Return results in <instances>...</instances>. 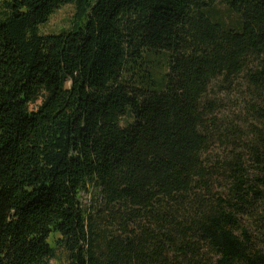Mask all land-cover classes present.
I'll return each mask as SVG.
<instances>
[{
    "label": "trees",
    "instance_id": "obj_1",
    "mask_svg": "<svg viewBox=\"0 0 264 264\" xmlns=\"http://www.w3.org/2000/svg\"><path fill=\"white\" fill-rule=\"evenodd\" d=\"M58 250L264 264V0H0V264Z\"/></svg>",
    "mask_w": 264,
    "mask_h": 264
},
{
    "label": "rangeland",
    "instance_id": "obj_2",
    "mask_svg": "<svg viewBox=\"0 0 264 264\" xmlns=\"http://www.w3.org/2000/svg\"><path fill=\"white\" fill-rule=\"evenodd\" d=\"M214 10L219 11L225 18H227L228 22H236L238 20L237 16L233 13H230L227 11L226 7L220 3L216 2L214 7ZM74 7L72 4H65L61 6L59 9H57L48 19V21L40 27V31L42 33H50V32H57L60 28H66L69 25V21L72 17ZM218 94H214L213 92H210V97H215ZM223 95L220 94L217 97H222ZM39 104V102L37 103ZM34 107V106H32ZM228 110H231L230 108L223 109V112H226ZM83 203H87V201L90 200V202H94L93 199H90L89 194L82 193L81 194ZM65 253L62 251H57L55 253L54 258L49 260L48 264H65Z\"/></svg>",
    "mask_w": 264,
    "mask_h": 264
}]
</instances>
